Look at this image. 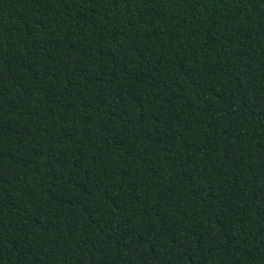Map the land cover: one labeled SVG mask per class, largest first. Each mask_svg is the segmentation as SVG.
<instances>
[{
    "label": "trees",
    "instance_id": "1",
    "mask_svg": "<svg viewBox=\"0 0 264 264\" xmlns=\"http://www.w3.org/2000/svg\"><path fill=\"white\" fill-rule=\"evenodd\" d=\"M0 264H264V0H0Z\"/></svg>",
    "mask_w": 264,
    "mask_h": 264
}]
</instances>
